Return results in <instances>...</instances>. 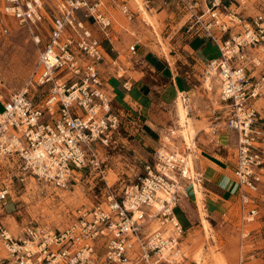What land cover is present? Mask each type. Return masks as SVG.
Returning a JSON list of instances; mask_svg holds the SVG:
<instances>
[{"label": "built area", "instance_id": "2783aa9c", "mask_svg": "<svg viewBox=\"0 0 264 264\" xmlns=\"http://www.w3.org/2000/svg\"><path fill=\"white\" fill-rule=\"evenodd\" d=\"M179 1L191 13V29L218 47L219 57L204 68L203 84L209 91L218 82L220 108L212 110L213 122L238 136L234 176L247 237L245 227L264 211V112L256 106L264 75L256 78L249 67L262 62L264 14L243 16L231 0ZM108 2L4 0L0 26L4 15L15 18L38 48L25 88L0 103V157H16L23 176L67 188L72 175L88 167L106 179L98 146L113 145L123 129L106 75L125 78L127 72L105 56L102 39L112 38L114 24ZM121 9L132 18L127 4ZM130 51L136 54L137 45ZM124 86H131L130 79ZM174 135L172 129L165 133L152 161L133 178L115 185L105 180L100 201L78 209L63 229L30 222L18 237L0 219V264H180L184 229L175 209L188 185L202 176L192 147L173 144ZM9 195L8 186L0 189V216Z\"/></svg>", "mask_w": 264, "mask_h": 264}, {"label": "rangeland", "instance_id": "374dc122", "mask_svg": "<svg viewBox=\"0 0 264 264\" xmlns=\"http://www.w3.org/2000/svg\"><path fill=\"white\" fill-rule=\"evenodd\" d=\"M45 1L50 4L51 0ZM156 1V3L147 4L145 0H135L130 4L135 10H139L142 5L148 10L152 23L144 19L141 11L136 15L138 23L143 28L141 36L143 40L151 42L147 48L162 56L170 51L167 37L172 32L179 34L184 31V24L188 16L184 6L177 2L179 0ZM255 1L258 3L257 6L247 14L253 15L259 12L264 14V0H251L252 3ZM158 3L161 8H154ZM3 5L4 0H0V10ZM3 20V28H8L9 33L4 35L3 28L0 26V103L7 100L13 93L20 92L25 88L38 58L37 45L28 30L13 17L4 15ZM120 22L128 27L130 32H133L134 28L128 21ZM128 44H131V40ZM261 57H264V54ZM133 60L135 58L123 59L126 65L133 64L136 69L139 68L140 62L135 63L132 62ZM148 61L149 64L145 69L147 73L141 78V81H144L149 87L154 85L155 93L145 96V99L136 100L137 105H134L137 107L136 112L141 111L142 114L138 116L135 113H129L123 103L125 100H122L121 93L113 97L114 107L123 112L127 129L123 128L122 134L113 145L98 146L106 169V179H103L96 170L86 167L82 168L84 170H77L72 175L67 188H58L33 176H23L19 169L20 161L16 157H0V189L5 186L10 189V195L0 219L15 236H21L23 228L30 222L52 229H63L69 225L75 218L78 209L90 208L100 201L101 196L104 195L105 180L109 184H120L122 181L133 178L142 169L146 160L152 161L154 148L161 145L163 136L168 130H176L173 144H180L182 147L188 146L184 143L182 133L177 130L178 118L175 103L177 96L174 98L170 91L166 96L161 95L172 81V73L169 74L166 68L169 63L167 64V61L160 62L152 55L149 56ZM170 62L174 64L172 59ZM181 66L179 71L185 73L190 70L192 64L185 65L188 67L187 69L183 68L184 65ZM192 70L194 71V69ZM133 71L135 73V70ZM203 72V68L198 69V93L194 95V98L188 100L189 105L191 104L190 106L193 108L189 116L195 130L201 128L208 130V123H204L208 120L206 115H209L211 106H217L220 102V88L217 81H213L211 91L204 94ZM135 74L132 77L131 72L129 74L126 72V75L131 76L128 79H131L132 82H134V78L138 77V74ZM122 79L124 77L113 78L110 82L111 86L117 90L122 88ZM110 84L108 83V87ZM33 94H36V91L29 90V95ZM152 103L154 104L152 105ZM0 109H2L1 105ZM140 117L142 123L145 122V139L143 136H138L137 127L131 128L136 126L135 123ZM192 150L195 151V149ZM194 154L192 152L191 157L196 168ZM195 171L197 170L195 169ZM23 178L24 180H22ZM193 187L194 185L191 183L192 191L188 189V193L195 224L192 230L184 232L182 236L180 250L183 260L180 264H264V211L254 223L245 227L246 231H250L249 236L245 237L237 201L230 202L231 204L227 203L226 206L218 204L215 208L207 210L204 202L202 205L198 203L193 193ZM202 199H204V194ZM175 214L182 226H186L178 208L175 209ZM203 219L208 221V227H205ZM252 256L254 257L251 258Z\"/></svg>", "mask_w": 264, "mask_h": 264}, {"label": "crops", "instance_id": "0c3cea01", "mask_svg": "<svg viewBox=\"0 0 264 264\" xmlns=\"http://www.w3.org/2000/svg\"><path fill=\"white\" fill-rule=\"evenodd\" d=\"M131 1L135 0H109V7L111 9V13L113 16L114 24H113V30H112V38L105 39L103 38V47L105 51V56L109 61L117 59L118 61L123 64L127 70V73L130 72L133 74H138L137 78H134V82L130 79V87H125L124 82L126 79H128L131 76L126 75L123 81V86L120 89H116L114 86H111L110 82L113 78L116 76L110 75L107 76V81L110 84V87H108V91L112 98L114 96H117V94H120L123 96L122 100L126 105V110H128L129 113H135V115H141V111L138 113L136 112L137 107L134 105H137L136 100H142L145 99V96H149L151 94L155 93L154 85L149 87L144 81H141V78H143L146 75V66H148L149 61L148 58L150 55L157 58L158 61H167L168 66L166 67L169 71V74L172 73V81L167 86L166 89L163 90L161 95L166 96L168 91L172 92L174 95V98L176 96L178 97L180 92H183L187 99L194 98V95L198 93L197 88V73L199 68H205L206 64L215 58L219 57V51L218 47L207 37L203 35V33H196L193 29H191V13L187 10V8L180 2L177 1L179 4L184 6V10L187 12V19L184 24V31L181 33H170L169 37V45H170V51L168 54H163L160 56L153 50H150L147 48L151 42L143 40L141 36V30L143 29L141 25L138 23L136 16L138 12L141 10H135L132 5L130 4ZM146 3L150 2H157L156 0H145ZM192 2H200V0H191ZM232 1V8L238 12H240L243 16L249 17L256 14H247L248 12L252 11L255 6H257V2L254 3L251 2V0H231ZM261 1V0H259ZM127 4L130 8V13L132 18H128L126 14L122 12L121 6ZM166 5V2L164 3ZM149 6V5H147ZM154 8H161L160 3L157 4ZM204 6L200 5V7L196 8V12L198 14L202 13ZM165 10V9H164ZM162 11V10H161ZM260 13V12H259ZM125 20L128 21L129 24H131V27L134 28L133 32L129 31L128 27H125L120 21ZM130 21V22H129ZM137 21V22H136ZM171 26H173L171 24ZM131 35V36H129ZM128 40V41H127ZM131 40V44L129 45L128 42ZM136 44L137 45V53L132 54L130 51V47ZM153 51V52H152ZM154 53V54H150ZM150 54V55H149ZM157 55V56H155ZM130 59L135 58L132 62L138 63L140 62V67L135 68V65H126L123 59ZM262 58V62L260 66H249L251 69L252 74L259 78L262 75H264V57ZM137 59V60H136ZM173 60L174 64L170 62V60ZM127 62V61H126ZM131 63V61H130ZM192 64V67L189 71H186L185 73L180 72L179 70L182 68L181 65H184V69H187L185 65ZM190 67V66H189ZM135 68V69H134ZM191 69H194V71ZM107 70L113 71L114 67H108ZM135 70V73L134 71ZM135 74V75H136ZM200 75L198 74V77ZM113 77V78H112ZM117 78V77H116ZM119 79V78H118ZM140 83H137L139 82ZM157 91V92H158ZM206 90L204 89V94L206 95ZM262 96L256 101L257 108L264 112V89L262 91ZM144 97V98H143ZM189 97V98H188ZM137 98V99H136ZM169 100V99H168ZM220 103V102H219ZM114 104V102H113ZM151 104V103H149ZM154 103H152L153 105ZM218 104V102H217ZM131 105V106H129ZM191 105V104H190ZM220 104L217 106H211L209 115H206V118H208V130L201 128L199 130H196V136H195V146L192 150L195 156L196 161V172L201 174L202 179L201 182H198L202 185V192L204 194V204L207 207V210L211 208H215V206H218L220 204L223 206L227 203L236 202L238 203V185L234 176V169L236 165V148H237V133L225 126L224 123H219L217 125L214 124L212 119V110L214 108L219 107ZM129 106V107H128ZM131 107V108H130ZM133 107V109H132ZM142 108L141 106H139ZM116 108V107H115ZM220 108V107H219ZM193 111V108L191 112ZM120 112H122L120 110ZM123 113V112H122ZM202 121V120H200ZM125 120L123 118V128L127 127L125 126ZM142 118L140 117L138 122L135 123L136 126H133L131 128L137 127L136 132H138V136H143L144 139L145 136V129H144V123H142ZM128 126V125H127ZM123 129L121 130L122 134ZM128 131V130H127ZM120 134L116 137L120 136ZM136 137V139L138 138ZM135 139V142H136ZM157 146L154 148L156 149ZM199 151V152H197ZM188 189L192 191L191 184L187 187V196H184L182 200L180 201L178 205V210L181 213V216L184 218V222L186 226H182L184 229V232H188L194 228L195 220L192 217L191 209H190V200H189V193ZM193 193L196 197V194L194 192L193 187ZM230 203V204H231ZM224 206V207H225ZM177 217V216H176Z\"/></svg>", "mask_w": 264, "mask_h": 264}, {"label": "bare ground", "instance_id": "6f19581e", "mask_svg": "<svg viewBox=\"0 0 264 264\" xmlns=\"http://www.w3.org/2000/svg\"><path fill=\"white\" fill-rule=\"evenodd\" d=\"M140 10L143 13L144 19L146 21H148L149 23H152L151 16L149 15V12L145 8V6H143V5L140 6ZM215 86L218 87L217 85H215ZM188 100H190V99H185L184 98V93L183 92H180L178 97L176 98L175 103H176L177 118H178L177 130L182 133L184 143H186V144H188V146H190V147L192 146V148H194L196 130L194 128L192 119L189 116V114H190V105H189ZM174 132L176 133V130H174ZM82 170H84V169H82ZM201 188H202V185L200 183H198V182H195V184H194V192L196 194V198H197L198 203L200 205L203 204V200H204V199H202L203 198V194H202ZM203 211H204V209H203ZM203 223H204L205 227H208V221L206 219H203Z\"/></svg>", "mask_w": 264, "mask_h": 264}]
</instances>
